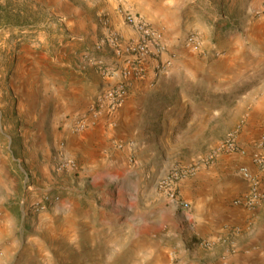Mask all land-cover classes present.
Instances as JSON below:
<instances>
[{
	"label": "crops",
	"instance_id": "crops-1",
	"mask_svg": "<svg viewBox=\"0 0 264 264\" xmlns=\"http://www.w3.org/2000/svg\"><path fill=\"white\" fill-rule=\"evenodd\" d=\"M253 2L261 8L264 0ZM148 3L137 9L129 5L154 27ZM112 17L123 42L134 39V31L114 13ZM74 47L81 49L76 43ZM86 53L81 52L80 65L75 64L83 88L69 85L68 91H61L58 87L55 116L62 126L54 150H43L44 161L38 168L59 200L32 218L31 231L21 228L6 237L0 227V257L14 261L35 254L42 259L54 253L69 264H264V204L254 210L234 204L249 189L239 168L246 165L256 171L250 160L251 143L245 145L244 157L221 154L210 168L178 185L181 197L191 205L193 229L158 189L159 176L178 161L173 158L179 150H172V140L188 139L182 148L190 150L194 141L214 133V84H194L197 90L188 98L181 84L167 81L172 69L155 74L151 65L146 79L131 82L124 104L110 118L113 122L103 116L78 133L71 124L102 89L122 80L118 74L102 77ZM105 58L110 63L114 59L110 54ZM203 91L206 94L199 96ZM5 151L7 158L0 153V198L6 187L4 175L14 172L16 161L12 150ZM60 153L76 161L78 169L58 171ZM188 162L185 158L183 165L192 164ZM23 168L19 161L26 180ZM20 213L23 216L21 208ZM173 222L179 223L178 234ZM173 237L178 243H171ZM202 240L214 244L205 248Z\"/></svg>",
	"mask_w": 264,
	"mask_h": 264
},
{
	"label": "rangeland",
	"instance_id": "rangeland-1",
	"mask_svg": "<svg viewBox=\"0 0 264 264\" xmlns=\"http://www.w3.org/2000/svg\"><path fill=\"white\" fill-rule=\"evenodd\" d=\"M31 1L44 7L49 16L39 30H0V153L7 158L5 150H12L16 160L12 164L14 172L4 175L6 187L0 198V227L6 237H12L21 228L31 231L36 214L31 212L30 204L44 194H56L50 189L53 185L42 180L38 168L44 161L43 150H54L55 135L62 126L59 116H55L58 87L61 91L63 88L68 91L69 85L77 90L83 88L80 70L75 67L80 65V53L86 51L88 59L100 56L96 45L104 39L107 28L118 32L113 13L121 18L119 0ZM122 2L132 11L131 6L137 9L149 2L147 7L155 20L152 24L162 33L167 47L160 71L174 72L167 81L173 80L176 86L181 84L188 98L194 97L197 90L194 84L215 86L214 133L194 141L190 150L182 148L188 139H173L172 150H179L173 158L178 161L159 178L183 165L185 158L192 164L205 158L236 130L246 146L264 134V20L255 15L257 3L253 0ZM192 34L198 36L199 48L188 46L187 38ZM74 43L81 45V49L76 51ZM19 161L23 171L27 170L26 180L18 169ZM172 228L178 234L179 223L173 222ZM171 243H178L177 238L173 237ZM31 256L14 261L0 257V264H69L54 253L42 259H36L35 254Z\"/></svg>",
	"mask_w": 264,
	"mask_h": 264
},
{
	"label": "built area",
	"instance_id": "built-area-1",
	"mask_svg": "<svg viewBox=\"0 0 264 264\" xmlns=\"http://www.w3.org/2000/svg\"><path fill=\"white\" fill-rule=\"evenodd\" d=\"M118 14L123 22L134 31V39L124 43L118 32L107 28L104 39L96 45V50L100 56L90 58L89 63L97 69L102 77L109 78L118 74L122 80L101 90L88 110L78 116L71 124V129L74 132L85 131L103 116L109 119L113 118L124 104L131 82L146 79L152 67L151 65L154 66V73L157 74L160 71L162 59L167 53L162 33L147 23L140 15L125 7L122 0L118 1ZM255 15L264 20V3L255 12ZM187 44L199 48L198 36L190 35L187 38ZM106 54L113 56V62L110 63L106 60ZM167 64H170V62L168 61ZM240 138L238 130L228 134L220 146L205 158H201L190 165H179L159 180V191L165 195L171 206L181 210L190 229H193L194 226L192 208L181 197L178 185L199 173L200 170L210 168L221 154L241 155L243 157L247 155V147L241 142ZM252 146L254 152L250 155V160L256 171L254 172L250 166L246 165L239 168L238 173L243 180L249 183V189L244 196L234 200L236 206L250 210L257 209L264 204V134L258 140H255ZM56 160V167L60 172L78 169L76 161L65 157L63 153H60ZM58 200V197L44 194L41 198L32 202L30 210L37 214ZM200 244L205 248H209L214 243L202 240Z\"/></svg>",
	"mask_w": 264,
	"mask_h": 264
},
{
	"label": "trees",
	"instance_id": "trees-1",
	"mask_svg": "<svg viewBox=\"0 0 264 264\" xmlns=\"http://www.w3.org/2000/svg\"><path fill=\"white\" fill-rule=\"evenodd\" d=\"M48 17L45 8L31 0H0V30L37 31Z\"/></svg>",
	"mask_w": 264,
	"mask_h": 264
}]
</instances>
